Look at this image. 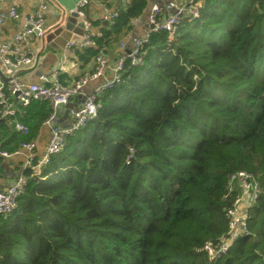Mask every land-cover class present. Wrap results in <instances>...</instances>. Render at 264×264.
Returning <instances> with one entry per match:
<instances>
[{"label":"trees","instance_id":"obj_1","mask_svg":"<svg viewBox=\"0 0 264 264\" xmlns=\"http://www.w3.org/2000/svg\"><path fill=\"white\" fill-rule=\"evenodd\" d=\"M147 2H127L80 58L110 45ZM141 52L40 173L24 170L17 208L0 214V264H264V0H203L172 39L151 32ZM21 108L0 120L9 151L50 112L45 100ZM241 169L262 189L247 208L250 233L210 262L199 249L227 230L226 181Z\"/></svg>","mask_w":264,"mask_h":264},{"label":"built area","instance_id":"obj_2","mask_svg":"<svg viewBox=\"0 0 264 264\" xmlns=\"http://www.w3.org/2000/svg\"><path fill=\"white\" fill-rule=\"evenodd\" d=\"M4 1L6 0H0V3ZM121 1L127 3L131 0ZM89 2L90 0H78L75 8L69 11L75 13L81 20L83 27L79 38L66 41L64 48L68 51L72 48L82 50L85 47L95 45L94 37L99 33L93 31V23L85 13V7ZM202 2L203 0H165L161 3H152L147 15L144 35L135 38L130 45L120 41L118 46L121 51L115 63H110L99 52L95 56L93 69L67 84L59 80V73L66 63L65 59L62 60L60 68L52 72L50 76L40 75L38 82L24 83L19 80L18 73L32 68L37 61V56L33 52L20 53V47L28 44L34 35L44 37L46 28L43 9L45 5L41 4L37 10L24 16L22 25L13 36L12 41L0 42V71L6 78V81L0 80V119L10 120L16 116L17 107H25L33 100H45L49 103L50 112L42 123L49 128V137L44 153L40 157H36L34 154L37 142L33 139L22 141L19 148L14 151L4 149L0 144V158H9L21 151L26 152V161L21 172L13 182L0 189L1 215H8L17 208L18 199L24 193L27 184V176L23 173L24 170L29 169L32 175H38L49 157L62 149L66 137L79 130L96 116L101 106L98 100L99 95L104 90L121 82L124 62L130 60L132 65L141 63V49L148 42L149 34L163 30L167 32L168 38L172 39L182 21H191L199 16ZM117 15V11L105 9L103 20L113 23ZM17 18H19V13L16 5L10 6L6 12L0 11V25L6 20ZM107 72L109 76L106 75ZM95 78H102L103 80L92 91H84L86 83ZM79 95L84 97L82 102L77 100ZM73 101L77 104L68 106V103H73ZM61 111H68L72 117L70 124L61 125L58 122ZM13 123L19 132H28L27 126L23 123L18 120ZM128 151L126 162H129L134 150L129 147ZM226 187L228 193L234 192V196L225 210L227 230L219 236L216 243L205 242L199 249L206 253L210 262L226 254L238 237L250 233L247 208L256 201L262 192L256 175L243 169L229 173Z\"/></svg>","mask_w":264,"mask_h":264},{"label":"crops","instance_id":"obj_3","mask_svg":"<svg viewBox=\"0 0 264 264\" xmlns=\"http://www.w3.org/2000/svg\"><path fill=\"white\" fill-rule=\"evenodd\" d=\"M77 1L78 0H6L0 3V11L6 12L10 6L16 5L19 13V18L6 20L0 25V42H11L13 36L22 25L24 16L37 10L41 4L45 5L43 9L46 28L44 37L34 35L28 44H24L20 47V53L25 54L27 52H33V54L37 56V61L32 68L22 70L18 73L20 81L24 83L38 82L40 75L44 74L50 76L52 72L60 68L63 59L66 60V63L59 73V80L62 83H71L78 76L93 69L95 57L85 61L80 58V50L72 48L68 51L64 48L69 38L78 36L82 31L81 25L77 19L69 21L68 28L64 26V23H66L65 20H63L64 14H69V11L75 8ZM163 1L165 0L148 1L141 15L136 17L135 20L132 19L133 23L131 24V20L128 27L124 28L121 34L118 35L110 45L101 49L100 53H102L110 63H115L121 51L118 46L119 42L124 41L130 45L135 38L142 37L147 26V15L150 5L155 2L161 3ZM126 4L127 3L121 0H90L85 7V13L93 23V31L100 34L101 29L108 25V22L103 20L105 9L109 11H120L125 8ZM106 75L109 76V73L107 72ZM102 80V78L89 80L84 86V91H92ZM72 104L76 105L77 102L73 101V103L71 102V105ZM21 109L20 107L16 108L17 112ZM71 121L72 117L68 111H61L59 113L58 122L61 125H68ZM48 137L49 128L41 122V124L37 126L35 135L32 138L37 142V147L34 152L36 157L43 155ZM20 144H18L14 150L18 149ZM25 161V151H21L9 158L0 159V189L14 181L23 169Z\"/></svg>","mask_w":264,"mask_h":264},{"label":"water","instance_id":"obj_4","mask_svg":"<svg viewBox=\"0 0 264 264\" xmlns=\"http://www.w3.org/2000/svg\"><path fill=\"white\" fill-rule=\"evenodd\" d=\"M151 6V5H150ZM74 17V18H73ZM75 19H77V21L80 23V27L82 28L83 26H82V23H81V20L78 18V17H76V15H75V13H69V14H67V13H65L64 14V18H63V20H65V22L66 23H64L65 25V27L66 28H68V23H69V21H73V20H75ZM106 23V22H105ZM81 33H82V31H81ZM81 33L78 35V36H76V37H73V38H69V39H76V38H79V36L81 35ZM68 39V40H69ZM0 80L1 81H6V78H5V76L3 75V73L0 71ZM83 99H84V97L82 96V95H79L78 97H77V100H78V102H82L83 101ZM70 100H71V98H70ZM68 106H72L71 105V102L70 103H68ZM1 121H4V119H0Z\"/></svg>","mask_w":264,"mask_h":264}]
</instances>
